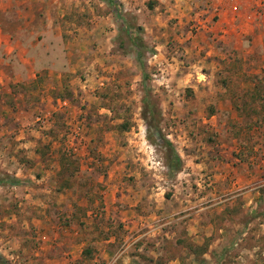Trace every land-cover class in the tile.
Segmentation results:
<instances>
[{
	"label": "rangeland",
	"instance_id": "obj_1",
	"mask_svg": "<svg viewBox=\"0 0 264 264\" xmlns=\"http://www.w3.org/2000/svg\"><path fill=\"white\" fill-rule=\"evenodd\" d=\"M118 1L0 0L1 259L264 264V1Z\"/></svg>",
	"mask_w": 264,
	"mask_h": 264
},
{
	"label": "trees",
	"instance_id": "obj_2",
	"mask_svg": "<svg viewBox=\"0 0 264 264\" xmlns=\"http://www.w3.org/2000/svg\"><path fill=\"white\" fill-rule=\"evenodd\" d=\"M102 2H104L107 7H109L111 9V12H113V14L116 16V17H119L120 19L123 17L122 16V5L121 3L118 1V0H100ZM137 48V62L141 65V59L140 57L142 56V49L146 48L144 43L142 42V40L139 41V43L136 45ZM141 70H142V80L143 81H146V73H145V70L143 68V66L141 65L140 66ZM153 110L151 109V104L149 103L148 101V97H145L143 99V119L144 120H148L149 116H151L153 114ZM120 129L122 131H126L128 129V126L127 125H121L120 126ZM149 141H151V139L149 138ZM163 148H164V159H165V163H166V166L168 168V170L171 172V173H177L181 170V167H182V161L179 157V155L177 154V152L175 151L173 145L167 141V140H163ZM1 184L4 182V181H0ZM13 182H17L16 179L13 180ZM86 254H88L90 256V251L86 249L85 251ZM1 259V257H0ZM1 261L3 262V264H6L5 260L1 259Z\"/></svg>",
	"mask_w": 264,
	"mask_h": 264
},
{
	"label": "crops",
	"instance_id": "obj_3",
	"mask_svg": "<svg viewBox=\"0 0 264 264\" xmlns=\"http://www.w3.org/2000/svg\"><path fill=\"white\" fill-rule=\"evenodd\" d=\"M264 1V0H263ZM255 3L257 4H260L261 1L260 0H254ZM236 8V9H235ZM235 10L239 9L238 7L235 6ZM30 26H33V23H24L22 24L21 26H19L17 29H23L24 31L27 29V30H30ZM0 54H1V50L2 48L5 46V44H8L6 50L8 52V54H11L12 52L18 57L20 58L19 61H21L23 64H26L27 63V60L25 61L23 57H27L28 61H33V55L34 56H37L36 54H40V45L37 44L36 42L34 43H27L26 41H29V38L27 39H24V38H19V37H16L17 40H15L16 38L15 37H9V36H6V37H9L6 38L5 35H1V29H0ZM5 37V38H4ZM5 39H8V43L6 42ZM1 42L4 43V45H1ZM32 47L34 49H32ZM36 48V49H35ZM37 53H36V52ZM2 55V54H1ZM29 55V56H27ZM9 58V57H7ZM52 58H49L48 60H50ZM53 63L48 65L50 68L54 69L55 71H57V68L58 66L55 65V60L52 59ZM53 72V71H52ZM36 75V71L34 72L33 76L35 77Z\"/></svg>",
	"mask_w": 264,
	"mask_h": 264
},
{
	"label": "built area",
	"instance_id": "obj_4",
	"mask_svg": "<svg viewBox=\"0 0 264 264\" xmlns=\"http://www.w3.org/2000/svg\"><path fill=\"white\" fill-rule=\"evenodd\" d=\"M236 9V8H235Z\"/></svg>",
	"mask_w": 264,
	"mask_h": 264
}]
</instances>
